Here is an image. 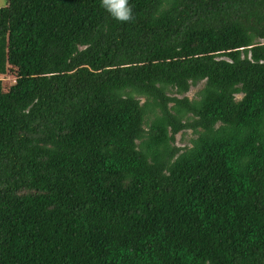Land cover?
<instances>
[{"label": "trees", "instance_id": "trees-1", "mask_svg": "<svg viewBox=\"0 0 264 264\" xmlns=\"http://www.w3.org/2000/svg\"><path fill=\"white\" fill-rule=\"evenodd\" d=\"M129 5L0 7V264H264V0Z\"/></svg>", "mask_w": 264, "mask_h": 264}, {"label": "rangeland", "instance_id": "rangeland-1", "mask_svg": "<svg viewBox=\"0 0 264 264\" xmlns=\"http://www.w3.org/2000/svg\"><path fill=\"white\" fill-rule=\"evenodd\" d=\"M5 3V0H0V7ZM16 72L11 66H8L4 62L3 52L0 50V87L3 92H6L9 87L13 84L15 80ZM203 82L198 83L196 86L191 87L188 92L185 94L189 99H194L197 97V92L202 87ZM181 95H179L180 97ZM241 95H236V98L239 99ZM194 138V134L190 130H186L182 133H178L175 136V145L184 147H189L191 145V139Z\"/></svg>", "mask_w": 264, "mask_h": 264}, {"label": "clouds", "instance_id": "clouds-1", "mask_svg": "<svg viewBox=\"0 0 264 264\" xmlns=\"http://www.w3.org/2000/svg\"><path fill=\"white\" fill-rule=\"evenodd\" d=\"M100 5L118 21H129L132 19V9L129 0H100Z\"/></svg>", "mask_w": 264, "mask_h": 264}]
</instances>
